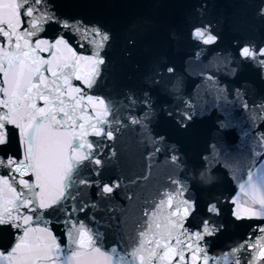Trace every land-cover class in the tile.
I'll return each mask as SVG.
<instances>
[{
	"label": "snow or ice",
	"instance_id": "obj_1",
	"mask_svg": "<svg viewBox=\"0 0 264 264\" xmlns=\"http://www.w3.org/2000/svg\"><path fill=\"white\" fill-rule=\"evenodd\" d=\"M64 2L0 0V264H264V0H248L252 34L227 47L200 0L170 33L180 62L154 56L138 90L119 86L109 48L116 26L133 33L129 49L150 40L152 21L66 15ZM208 118L196 162L186 146ZM126 136L142 173L128 170ZM158 168L164 190L132 219ZM229 168L244 174L238 190L200 215L192 185H219ZM200 169L215 181L196 182ZM110 238L132 239L131 250Z\"/></svg>",
	"mask_w": 264,
	"mask_h": 264
},
{
	"label": "water",
	"instance_id": "obj_2",
	"mask_svg": "<svg viewBox=\"0 0 264 264\" xmlns=\"http://www.w3.org/2000/svg\"><path fill=\"white\" fill-rule=\"evenodd\" d=\"M209 7L205 19H211L218 25L221 30V47H227L232 40L241 35L252 34V29L255 26L252 11L248 5V0H206ZM200 0H65L61 5V11L66 15H85L90 19H99L104 23H110V18H115L120 21L127 19L132 20H149L152 21V27L156 28L155 35L150 40L141 41L138 39V44L135 49L126 47V37L133 35L127 28L120 34V27L116 26L113 43L109 48V61L114 63L117 69L116 75L118 84L121 88H130L138 90L145 85L143 77L148 71V65L154 56L164 54L170 59L180 62L182 53L175 50V42L170 39V33L174 30L179 31L186 17L191 18L196 14L193 9L198 6ZM104 7H99V5ZM116 4L118 7H111ZM161 22V26H160ZM186 36V28H184ZM131 51L132 55L126 57L124 53ZM139 65V67H137ZM238 118L239 114H237ZM212 126V118H208L198 124V141L194 144L187 145V151L192 154L194 161L198 162L196 153L203 147L204 141L209 139V130ZM243 128V122L241 124ZM240 131L234 130L229 134V142L236 144L239 142ZM128 141L129 157L127 167L130 172L142 173L145 170V162L135 153L133 142L126 136ZM165 169H153V180L141 191L138 192V200L136 201L131 213V218L135 219L140 215V205L143 199L155 197L157 190H164L163 177ZM223 171V170H221ZM227 175L219 185H214L212 188L204 189L192 185V193L197 198L198 213L205 215V208L209 202V198L215 194L227 195L230 191L237 188L242 182L244 174L241 171H235L232 168L227 169ZM78 176V170H74L72 177ZM193 179L202 184H211L216 177L205 169L198 170ZM82 198L87 199V190H82ZM104 202H101L103 204ZM222 216L227 223L229 220L228 206H222ZM257 223L256 221L245 222L236 232L229 234L230 239L243 236L248 232L249 225ZM59 232V229H57ZM129 235L131 229L128 230ZM121 244V249L130 251L133 240L118 238L117 241ZM64 247H67L65 240ZM123 254V253H122ZM211 254L219 255V247ZM131 259V257H127Z\"/></svg>",
	"mask_w": 264,
	"mask_h": 264
}]
</instances>
